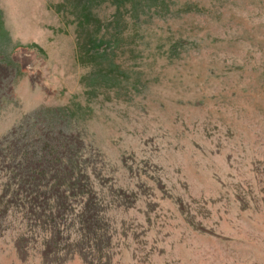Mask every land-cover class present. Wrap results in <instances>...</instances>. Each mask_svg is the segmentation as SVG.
<instances>
[{"label": "rangeland", "instance_id": "374dc122", "mask_svg": "<svg viewBox=\"0 0 264 264\" xmlns=\"http://www.w3.org/2000/svg\"><path fill=\"white\" fill-rule=\"evenodd\" d=\"M137 2L0 0V264H264V0Z\"/></svg>", "mask_w": 264, "mask_h": 264}, {"label": "trees", "instance_id": "16d2710c", "mask_svg": "<svg viewBox=\"0 0 264 264\" xmlns=\"http://www.w3.org/2000/svg\"><path fill=\"white\" fill-rule=\"evenodd\" d=\"M153 1L158 2V3H157V7L162 8L161 6L163 5V0H153ZM88 2H91V1H88ZM88 2L85 3L86 6H90ZM150 2H151V0H138L137 3H138V5H140V4L145 5V3L148 4V3H150ZM85 18H88V17L85 16ZM0 35L3 36V38L6 36L5 30H4V28L2 27L1 20H0ZM34 48H35V47H34Z\"/></svg>", "mask_w": 264, "mask_h": 264}]
</instances>
